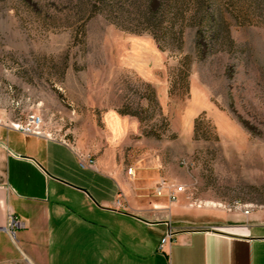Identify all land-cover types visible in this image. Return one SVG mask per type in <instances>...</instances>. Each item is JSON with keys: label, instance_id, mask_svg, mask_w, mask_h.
I'll return each instance as SVG.
<instances>
[{"label": "rangeland", "instance_id": "374dc122", "mask_svg": "<svg viewBox=\"0 0 264 264\" xmlns=\"http://www.w3.org/2000/svg\"><path fill=\"white\" fill-rule=\"evenodd\" d=\"M164 2L0 0V121L38 117L92 156L120 146L198 206L264 207V0H211L197 26ZM107 114L136 123L127 142L109 141Z\"/></svg>", "mask_w": 264, "mask_h": 264}, {"label": "crops", "instance_id": "0c3cea01", "mask_svg": "<svg viewBox=\"0 0 264 264\" xmlns=\"http://www.w3.org/2000/svg\"><path fill=\"white\" fill-rule=\"evenodd\" d=\"M189 87L198 98V84ZM201 96L204 107L186 116L189 131L196 114L211 109ZM166 103L158 95L159 106ZM104 121L114 144L136 131L116 114ZM120 149L106 143L82 169L77 156L89 155L82 145L0 121V225L10 215L24 225L14 238L0 233V264H264V207L244 214L180 193L175 201L155 196V164L130 161Z\"/></svg>", "mask_w": 264, "mask_h": 264}, {"label": "built area", "instance_id": "2783aa9c", "mask_svg": "<svg viewBox=\"0 0 264 264\" xmlns=\"http://www.w3.org/2000/svg\"><path fill=\"white\" fill-rule=\"evenodd\" d=\"M41 120L38 117H30L25 125H21L20 123L12 124L11 127L20 133L23 134H31V135H41ZM78 166L82 169L91 168L94 165V159L90 155L86 156H77ZM132 168L126 169V174L131 175ZM184 191L182 186H176L168 183L165 179L159 178L153 187V194L155 196H163L166 195L170 201H175L176 195L182 193ZM118 204V202H117ZM119 205V204H118ZM120 206V205H119ZM236 208L242 209L244 214H247L250 210L249 207L236 204ZM24 227L22 221L15 216H9L6 223L0 225V233H4L9 235L11 238H14L16 233ZM169 235L162 240L159 249L162 248L163 244L167 241Z\"/></svg>", "mask_w": 264, "mask_h": 264}, {"label": "trees", "instance_id": "16d2710c", "mask_svg": "<svg viewBox=\"0 0 264 264\" xmlns=\"http://www.w3.org/2000/svg\"><path fill=\"white\" fill-rule=\"evenodd\" d=\"M211 0H165L161 8H159L156 13L164 15L165 13L173 12V15L179 18H184V13L189 12L190 20H193L195 26L207 22L209 15V4ZM155 13V14H156ZM153 39L156 40L155 35H152ZM185 74L188 73V69L185 68ZM188 91V86L184 87ZM171 97V94H169ZM197 122V119H195Z\"/></svg>", "mask_w": 264, "mask_h": 264}]
</instances>
